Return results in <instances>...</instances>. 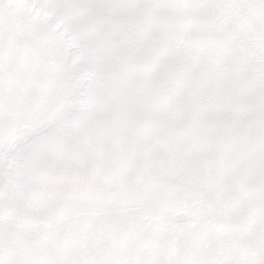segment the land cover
Here are the masks:
<instances>
[{
	"label": "snow or ice",
	"instance_id": "6c2138e0",
	"mask_svg": "<svg viewBox=\"0 0 264 264\" xmlns=\"http://www.w3.org/2000/svg\"><path fill=\"white\" fill-rule=\"evenodd\" d=\"M0 264H264V0H0Z\"/></svg>",
	"mask_w": 264,
	"mask_h": 264
}]
</instances>
